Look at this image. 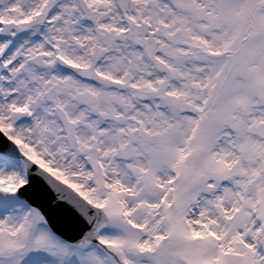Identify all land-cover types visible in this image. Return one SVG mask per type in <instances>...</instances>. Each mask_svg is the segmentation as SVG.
Wrapping results in <instances>:
<instances>
[{
    "label": "snow or ice",
    "instance_id": "6c2138e0",
    "mask_svg": "<svg viewBox=\"0 0 264 264\" xmlns=\"http://www.w3.org/2000/svg\"><path fill=\"white\" fill-rule=\"evenodd\" d=\"M0 264H264V0H0Z\"/></svg>",
    "mask_w": 264,
    "mask_h": 264
}]
</instances>
